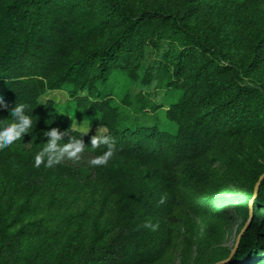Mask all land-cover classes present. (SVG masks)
Listing matches in <instances>:
<instances>
[{
    "label": "trees",
    "instance_id": "obj_1",
    "mask_svg": "<svg viewBox=\"0 0 264 264\" xmlns=\"http://www.w3.org/2000/svg\"><path fill=\"white\" fill-rule=\"evenodd\" d=\"M56 91L65 106L41 102ZM0 94V119L33 120L0 150V264H217L239 204L218 211L219 191L245 197L241 230L254 200L227 264H264V0H0ZM79 119L112 137L105 165ZM52 128L89 162L36 167Z\"/></svg>",
    "mask_w": 264,
    "mask_h": 264
},
{
    "label": "clouds",
    "instance_id": "obj_2",
    "mask_svg": "<svg viewBox=\"0 0 264 264\" xmlns=\"http://www.w3.org/2000/svg\"><path fill=\"white\" fill-rule=\"evenodd\" d=\"M59 102V97L56 98ZM0 107L7 109L8 103L6 97L0 94ZM26 105L24 103H16L14 107L9 109L11 118L0 119V150L12 146L15 142L20 141L25 134H31L33 128V120L31 115L26 114ZM84 132L81 134H86ZM43 137H49L46 146L38 151L34 156V165L40 167L44 164L45 167L51 168L53 165L60 164L65 158L78 160L80 154L85 150V144L82 139L67 136V131L60 133L57 128L43 131ZM69 137L65 142L63 137ZM101 145L106 146L107 150L92 159L90 163L94 166L105 165L108 160L114 155L115 145L110 135L100 134L99 129L97 133L91 138V147L93 149L99 148ZM146 227L153 230L157 225L146 223Z\"/></svg>",
    "mask_w": 264,
    "mask_h": 264
},
{
    "label": "rangeland",
    "instance_id": "obj_3",
    "mask_svg": "<svg viewBox=\"0 0 264 264\" xmlns=\"http://www.w3.org/2000/svg\"><path fill=\"white\" fill-rule=\"evenodd\" d=\"M151 54H152V50L147 49L146 57H145L146 60L144 61V63L148 64L151 61V58H152ZM127 87L128 86H126V88ZM112 88H114V90H112ZM126 88L123 82L118 81L117 83H115V85L108 86L107 91L117 96L118 100H122ZM181 96H182V93L180 92L177 93L174 91H167V90L164 91L163 90V91L158 92L156 94V97H154V99L158 101V103L162 104L167 109L169 106V103L178 102ZM57 97H59V102H57V99H56ZM40 100L42 103H46L47 101H50V100L54 101L61 108V106H65L67 104L68 97L65 92L56 91V92L48 93L47 95L42 97ZM161 127L164 131H167L172 134H176L178 132V127L170 122H166L162 124ZM75 128L79 132H83V133L93 132L96 134L99 129L100 134H105V135L107 134V130L105 128L92 129L90 128L88 123L82 121L81 119L75 122ZM64 161L75 167H81V165H84L87 162H89L88 158L83 154H80V158L78 160L65 158ZM220 193L221 192L219 191L217 195L215 196L216 198L214 199V205L216 206L218 211H220L223 205L227 203H230V204L239 203L236 207H231L228 210L229 214L233 216V222L231 225V230L227 232L223 240V243H222L224 248H228L230 251L231 250L233 251L237 244L238 236L241 230V225L244 220L243 214L240 211L243 210V208L247 206V203L245 201L246 200L245 197L240 195L241 193L239 194L226 193V194H222L221 196H220ZM210 247L213 248V244ZM194 256L195 255H193V257ZM164 264H183V262L181 261L179 256H174V257L169 258V260H167Z\"/></svg>",
    "mask_w": 264,
    "mask_h": 264
},
{
    "label": "water",
    "instance_id": "obj_4",
    "mask_svg": "<svg viewBox=\"0 0 264 264\" xmlns=\"http://www.w3.org/2000/svg\"><path fill=\"white\" fill-rule=\"evenodd\" d=\"M261 180H264V175L261 177L260 181ZM259 186V185H258ZM258 186L256 187V191H258ZM256 195H257V192H256ZM256 198V196H255ZM254 198V199H255ZM253 202L254 200L251 201L250 203V218L249 220L247 221L246 225L244 226V228L242 229V231L240 232L239 236H238V241H237V244L235 246V249L232 251L230 257L224 261H221L217 264H227L229 263L232 258L234 257L236 251L238 250L239 246H240V243H241V239L242 237L245 235V233L247 232V230L250 228V226L252 225V222H253V213H254V207H253Z\"/></svg>",
    "mask_w": 264,
    "mask_h": 264
}]
</instances>
